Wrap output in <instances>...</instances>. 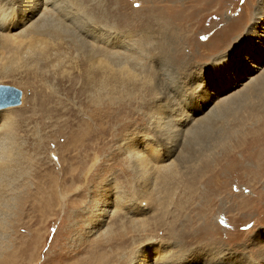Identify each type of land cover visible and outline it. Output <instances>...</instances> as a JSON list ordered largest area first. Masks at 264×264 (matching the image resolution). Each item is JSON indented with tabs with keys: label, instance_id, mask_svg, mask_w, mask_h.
<instances>
[{
	"label": "rangeland",
	"instance_id": "obj_1",
	"mask_svg": "<svg viewBox=\"0 0 264 264\" xmlns=\"http://www.w3.org/2000/svg\"><path fill=\"white\" fill-rule=\"evenodd\" d=\"M44 1L0 0V264H264V0Z\"/></svg>",
	"mask_w": 264,
	"mask_h": 264
},
{
	"label": "bare ground",
	"instance_id": "obj_2",
	"mask_svg": "<svg viewBox=\"0 0 264 264\" xmlns=\"http://www.w3.org/2000/svg\"><path fill=\"white\" fill-rule=\"evenodd\" d=\"M34 2V1H33ZM51 1H48V0H45L43 3H39V5H36V4H32V5H30L31 7H30V9L28 10V11H26L24 14H23V18L24 19H26V20H30L32 17H33V15H35L36 13H38L40 10H42L43 9V11H50V10H52V6H51V8L49 7L50 5H52L51 3H50ZM32 3V2H31ZM50 3V4H49ZM4 5V4H3ZM49 5V6H48ZM1 7H3V6H1ZM1 9H0V13H1ZM3 13V12H2ZM44 14V13H43ZM59 14V13H58ZM4 16H5V14H4ZM44 17V16H43ZM6 20V19H5ZM4 18H3V15H0V26H3L4 25ZM256 37H258V35H255ZM8 37H10V36H8ZM7 37V38H8ZM5 38V37H4ZM6 39V38H5ZM10 40H11V38H10ZM10 40H8V41H10ZM243 49H247V47H243ZM263 54V53H262ZM254 59H256V56H255V58ZM27 60V59H26ZM249 66H252V67H256L257 68V65L254 63V65L252 64V65H250V63H247ZM245 66H247V65H245ZM242 73V72H241ZM238 76V75H237ZM171 81V80H170ZM224 81V80H223ZM252 89V87L251 86H248V87H246V92H249L250 90ZM5 108V107H4ZM4 108H0V110H2V109H4ZM179 122V121H178ZM8 124V123H7ZM5 129V128H4ZM3 129V130H4ZM11 130H12V128H11ZM7 131V130H6ZM12 132V131H11ZM3 134V133H2ZM10 133H8V135H9ZM13 134V133H12ZM7 136V135H6ZM216 144V143H215ZM4 148V147H3ZM152 150V149H151ZM7 153V152H6ZM8 154H9V152H8ZM8 154H6V155H8ZM6 157V156H5ZM10 157V156H9ZM4 161V160H3ZM6 161V160H5ZM9 161V160H8ZM10 163V162H9ZM3 164V163H2ZM9 173V172H8ZM3 262L5 263V264H12V261H11V258H7V259H4L3 260Z\"/></svg>",
	"mask_w": 264,
	"mask_h": 264
},
{
	"label": "water",
	"instance_id": "obj_3",
	"mask_svg": "<svg viewBox=\"0 0 264 264\" xmlns=\"http://www.w3.org/2000/svg\"><path fill=\"white\" fill-rule=\"evenodd\" d=\"M22 91L19 87L0 83V108L14 106L21 102Z\"/></svg>",
	"mask_w": 264,
	"mask_h": 264
},
{
	"label": "snow or ice",
	"instance_id": "obj_4",
	"mask_svg": "<svg viewBox=\"0 0 264 264\" xmlns=\"http://www.w3.org/2000/svg\"><path fill=\"white\" fill-rule=\"evenodd\" d=\"M69 6H72L71 4Z\"/></svg>",
	"mask_w": 264,
	"mask_h": 264
}]
</instances>
